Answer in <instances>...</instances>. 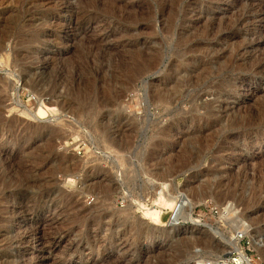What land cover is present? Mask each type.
Masks as SVG:
<instances>
[{
    "label": "rangeland",
    "instance_id": "obj_1",
    "mask_svg": "<svg viewBox=\"0 0 264 264\" xmlns=\"http://www.w3.org/2000/svg\"><path fill=\"white\" fill-rule=\"evenodd\" d=\"M238 252L264 264V0H0V264Z\"/></svg>",
    "mask_w": 264,
    "mask_h": 264
},
{
    "label": "bare ground",
    "instance_id": "obj_2",
    "mask_svg": "<svg viewBox=\"0 0 264 264\" xmlns=\"http://www.w3.org/2000/svg\"><path fill=\"white\" fill-rule=\"evenodd\" d=\"M260 4V3H259ZM257 20V19H256ZM125 102H128L125 101ZM243 177V176H242ZM165 185V184H164ZM167 185V184H166ZM165 185V187H166ZM163 186V185H162ZM219 186V185H218ZM164 187V186H163ZM162 190H165L163 189ZM164 187V188H165ZM168 187V186H167ZM161 196V205H160V210L156 211V210H149L151 212V214L154 216L152 218H154L156 221H162L163 219V213L162 210H164L165 208L170 209V215L168 216V224L173 225L174 223H176L177 221H179V219L182 220H186L189 221V223H192V225H197L199 224V221L194 219L193 217V209L195 207V203L193 204V202L191 201V199L189 200L185 195L180 194L177 197H172L170 195L165 196L164 193L160 192L159 193ZM202 194V193H201ZM206 194V193H205ZM204 195V194H203ZM198 196L196 200H201L203 201V197L204 196ZM98 196V195H97ZM102 199V198H101ZM158 201V199L156 200ZM218 201V200H216ZM159 203V202H157ZM197 203V202H196ZM157 206V205H156ZM159 206V205H158ZM226 206V205H225ZM230 206V205H229ZM155 207V206H154ZM231 208V207H230ZM229 208V209H230ZM224 209V208H223ZM226 209V207H225ZM227 210V209H226ZM178 223V222H177ZM260 240V239H259ZM256 243H254L255 245ZM232 246V245H231ZM233 247H236L235 245ZM238 247V246H237ZM234 250V249H233ZM236 251V249H235ZM239 251V250H238ZM238 258L239 259H235L232 264H250V262L247 260L246 256L243 255L242 252H238ZM227 262V261H226ZM228 264H230L229 262H227ZM222 264V263H220Z\"/></svg>",
    "mask_w": 264,
    "mask_h": 264
},
{
    "label": "built area",
    "instance_id": "obj_3",
    "mask_svg": "<svg viewBox=\"0 0 264 264\" xmlns=\"http://www.w3.org/2000/svg\"><path fill=\"white\" fill-rule=\"evenodd\" d=\"M234 260H235V259H234ZM234 260H233V261H234ZM233 261H232V262H233ZM228 262H229L230 264H232V262H230V261H228Z\"/></svg>",
    "mask_w": 264,
    "mask_h": 264
}]
</instances>
